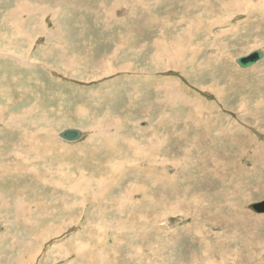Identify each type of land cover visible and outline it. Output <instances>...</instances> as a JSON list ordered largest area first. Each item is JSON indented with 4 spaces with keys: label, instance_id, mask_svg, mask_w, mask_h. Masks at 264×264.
<instances>
[{
    "label": "rangeland",
    "instance_id": "1",
    "mask_svg": "<svg viewBox=\"0 0 264 264\" xmlns=\"http://www.w3.org/2000/svg\"><path fill=\"white\" fill-rule=\"evenodd\" d=\"M26 1L56 39L0 0V264H264V0Z\"/></svg>",
    "mask_w": 264,
    "mask_h": 264
},
{
    "label": "bare ground",
    "instance_id": "2",
    "mask_svg": "<svg viewBox=\"0 0 264 264\" xmlns=\"http://www.w3.org/2000/svg\"><path fill=\"white\" fill-rule=\"evenodd\" d=\"M44 1H46V0H44ZM48 1V0H47ZM64 1V0H63ZM257 1V0H256ZM224 2H225V0H224ZM239 2V1H238ZM249 2V1H248ZM253 2V1H252ZM223 3V2H222ZM235 3V2H234ZM219 5V4H218ZM74 7H72V8H76L77 6H76V4H74L73 5ZM113 6V5H112ZM220 6V5H219ZM229 6V5H228ZM239 6H240V4H239ZM117 7V6H116ZM221 7V6H220ZM222 7H223V5H222ZM237 7V6H236ZM85 8H87V7H85ZM94 9V8H93ZM107 9V8H106ZM73 10V9H72ZM78 11V10H77ZM13 12H15V11H12L11 13H10V16H13V15H15V13H17V16L19 17V19H21V17H24L26 14L27 15H30V18H31V20H38V22L37 23H35V24H32L33 26L31 27V29H33L36 33H37V30L38 31H41V33L42 34H44V39H46L47 41L49 40V42H51V39H52V42L53 43H51V44H55L54 43V39H53V37H55L54 35H53V30H50V29H47V27H46V25L48 24V23H46L45 21H43L42 19H39L38 17H39V15L41 16V17H43V16H45V15H47V14H52L53 16H54V14H55V10H53V9H51V7H49V6H47V5H44L43 4V2L41 3V2H36V1H34V2H32V1H26V0H19V2L17 3V7H16V12L15 13H13ZM235 12V11H234ZM65 13V12H64ZM78 13V12H77ZM76 14V13H75ZM79 14V13H78ZM77 14V15H78ZM37 15H38V17H37ZM105 16H107V15H105ZM108 16H109V14H108ZM112 16H114V15H112ZM58 17H59V14L57 15V20L59 21V19H58ZM48 18V17H47ZM105 18V17H104ZM107 18V17H106ZM109 18H110V16H109ZM18 18H12L11 20H12V24L14 25V27L15 28H18V29H16V31H17V34H18V38H25V40L26 39H30V42H29V48H28V54L27 55H25V53H24V51H21L22 53H19V52H17V53H15L14 55H12V56H15V58H16V60H18L19 61V64H21V65H25L27 68L28 67H31L30 65H35L37 62H38V60L39 59H36L35 57H33V59L31 58V56H30V54L32 55V56H34L33 55V46L35 45V43H36V39L37 38H39L40 39V37L41 36H43L41 33H39V35L34 39V37H33V35L31 34V32H27L26 30H24L23 28H22V23L23 22H20V20H19ZM62 19V18H61ZM113 19H114V17H113ZM50 20V19H49ZM56 20V19H55ZM54 20V21H55ZM9 22V21H8ZM103 23V22H102ZM191 24V23H190ZM11 25V24H10ZM167 26V25H166ZM161 27H162V25H161ZM53 28V27H52ZM163 28V27H162ZM4 29V28H3ZM30 29V28H29ZM14 30V29H13ZM163 30V29H162ZM3 31V30H2ZM162 32V31H161ZM48 37H47V36ZM46 36V37H45ZM167 37V36H166ZM165 37H159V38H157V39H155L154 40V43H157L156 45L157 46H159V48H160V50L162 51V52H164V51H166V53H169V50H168V48L167 47H169V45H168V41L167 42H165V39H164ZM55 39H56V37H55ZM170 39V38H169ZM172 40V39H171ZM43 41V40H42ZM41 41V42H42ZM45 41V40H44ZM174 42H175V40H173ZM182 41H184V43H185V40H182ZM18 43H19V46H17V47H20V45H22L21 43H20V41H19V39H18ZM32 43H33V45H32ZM44 43V42H43ZM171 44V43H170ZM26 46V45H25ZM37 46V45H36ZM42 47H43V45H42ZM21 49H25L24 48V43H23V48L21 47ZM183 51V50H182ZM182 51H178V53H176L174 56H175V58H180L181 57V55H182ZM30 53V54H29ZM191 53V52H190ZM245 55V54H244ZM28 57V58H27ZM18 58V59H17ZM193 58H195V57H193ZM178 60V59H177ZM41 61V60H40ZM203 61V60H202ZM30 64H28V63ZM41 63H46L45 61H41ZM87 64V63H86ZM235 64H237L236 63V58H235ZM83 65H85V64H83ZM238 65V64H237ZM81 66V65H80ZM98 66H99V64H98ZM126 66H128L127 64H121L120 65V67L119 68H122V67H125L126 68ZM239 66V65H238ZM97 67V66H96ZM240 67V66H239ZM103 68V67H102ZM101 68V69H102ZM129 68V67H128ZM172 68H174V67H172ZM240 68H243V67H240ZM245 68H247V67H245ZM85 69V68H84ZM93 69H94V67H93ZM88 71V70H87ZM101 71V70H100ZM112 71V70H111ZM110 71V72H111ZM93 73H94V71H93ZM102 73V72H101ZM91 74V73H90ZM90 76H92V75H90ZM97 76V75H96ZM171 81H172V79H171ZM109 85V84H108ZM174 96V95H173ZM182 99L184 100L185 98H183L182 97ZM28 104V103H27ZM30 104V103H29ZM31 105V104H30ZM27 106V105H26ZM29 106V105H28ZM29 108H26L25 109V111H27V112H29ZM26 112V113H27ZM25 115V114H24ZM15 121L16 122H18L19 120L17 119V118H15ZM3 124H5V121H3ZM7 124V123H6ZM28 125V124H27ZM3 127V126H2ZM9 127V126H8ZM44 127V126H43ZM19 129V128H18ZM81 130V129H80ZM61 131V130H60ZM82 131V130H81ZM47 133V132H46ZM29 136V135H28ZM31 136V135H30ZM26 143V142H25ZM28 147V146H27ZM26 149V148H25ZM51 152V151H50ZM28 153V152H27ZM49 155V154H48ZM12 157V156H11ZM28 165V164H27ZM28 168V167H27ZM15 170H17L18 172H19V170L18 169H16L15 168ZM16 171V172H17ZM16 172H11V173H13V174H17ZM22 172V171H21ZM24 172H25V170H24ZM28 172V171H27ZM1 173H3V172H1ZM11 173H9V174H11ZM29 173V172H28ZM13 174H12V176H13ZM3 175V174H2ZM4 176V175H3ZM2 176V177H3ZM43 181V180H42ZM108 181V180H107ZM46 181H44V183H45ZM57 183L59 184L60 182L59 181H57ZM49 184V183H48ZM65 185V184H64ZM142 190V189H141ZM15 193V192H14ZM14 193H12L13 194V196H15L14 195ZM23 198H24V195H23ZM26 198V197H25ZM25 198L22 200L20 197H17V199H16V196H15V202H11V204H12V207H11V209H12V211H13V213H16L18 210H21V207H22V204L24 203V201H25ZM0 199H2L3 200V196H1L0 195ZM152 199V198H151ZM149 200H150V198H149ZM10 200H8V199H6L5 200V202H3V204H1V206H10V202H9ZM21 201L23 202V203H21ZM9 202V203H8ZM8 208H10V207H8ZM3 209V208H2ZM11 211V212H12ZM11 214V213H10ZM9 223V222H8ZM118 223V222H117ZM51 226V225H50ZM3 236V235H2ZM100 257V256H99Z\"/></svg>",
    "mask_w": 264,
    "mask_h": 264
},
{
    "label": "water",
    "instance_id": "3",
    "mask_svg": "<svg viewBox=\"0 0 264 264\" xmlns=\"http://www.w3.org/2000/svg\"><path fill=\"white\" fill-rule=\"evenodd\" d=\"M263 57V52L258 49L251 50L245 55L238 56L236 63L240 67H250L255 62ZM58 135L66 141H73L79 139L82 136V132L77 128H65L61 130Z\"/></svg>",
    "mask_w": 264,
    "mask_h": 264
},
{
    "label": "crops",
    "instance_id": "4",
    "mask_svg": "<svg viewBox=\"0 0 264 264\" xmlns=\"http://www.w3.org/2000/svg\"><path fill=\"white\" fill-rule=\"evenodd\" d=\"M31 34L33 35V37H34V39L38 36L35 32H31ZM86 59H93V55H91L90 57H86ZM41 63V62H40ZM49 63V62H48ZM39 65H41V64H39ZM41 68H40V70L42 71V73L44 72V69L45 70H49V69H47L46 67H44V66H40ZM57 70V69H56ZM52 71V70H51ZM51 71H50V73H51ZM59 133V132H58ZM20 243V242H19Z\"/></svg>",
    "mask_w": 264,
    "mask_h": 264
}]
</instances>
